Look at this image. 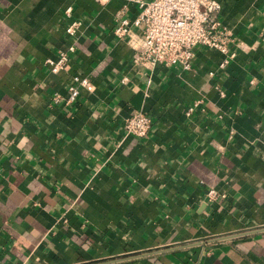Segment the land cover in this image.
<instances>
[{"label":"crops","instance_id":"obj_1","mask_svg":"<svg viewBox=\"0 0 264 264\" xmlns=\"http://www.w3.org/2000/svg\"><path fill=\"white\" fill-rule=\"evenodd\" d=\"M216 1L235 56L196 46L181 70L134 60L123 0H0V264H264V0Z\"/></svg>","mask_w":264,"mask_h":264},{"label":"built area","instance_id":"obj_2","mask_svg":"<svg viewBox=\"0 0 264 264\" xmlns=\"http://www.w3.org/2000/svg\"><path fill=\"white\" fill-rule=\"evenodd\" d=\"M104 1V0H96ZM117 11V23L112 32L127 41L139 53L135 61H144L151 65H175L181 70H189L196 46H204L217 50L222 54L218 67L223 68L235 56L229 48V35L221 25L217 14L220 5L216 0H123ZM137 5L138 11L133 17L125 15L129 4ZM66 23L63 34L68 42L56 51L53 58L46 57L42 64L49 72L63 70L74 52L73 37L81 25L80 19L73 16L72 7L63 9ZM208 74L211 75V72ZM88 83L87 77L73 74L67 85L66 101H72L78 93V87ZM223 96V92L219 91ZM60 96L54 92L52 101L55 103ZM197 103L187 107L188 115ZM151 120L145 114L136 111L125 118L122 127L126 134L144 137L149 130ZM206 197L216 200L217 192L209 188Z\"/></svg>","mask_w":264,"mask_h":264},{"label":"water","instance_id":"obj_3","mask_svg":"<svg viewBox=\"0 0 264 264\" xmlns=\"http://www.w3.org/2000/svg\"><path fill=\"white\" fill-rule=\"evenodd\" d=\"M264 229V227L263 228H259L258 230H263Z\"/></svg>","mask_w":264,"mask_h":264}]
</instances>
